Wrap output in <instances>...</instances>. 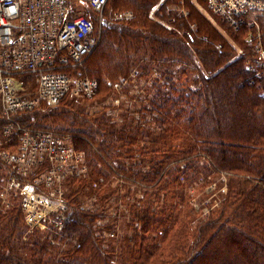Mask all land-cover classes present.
Masks as SVG:
<instances>
[{
  "label": "trees",
  "instance_id": "obj_1",
  "mask_svg": "<svg viewBox=\"0 0 264 264\" xmlns=\"http://www.w3.org/2000/svg\"><path fill=\"white\" fill-rule=\"evenodd\" d=\"M175 2L112 0L110 10L127 7L134 16L122 20L105 14L100 42L83 66L99 81V100L118 91L108 85V76L123 81L135 69L159 74L149 79L140 104L127 105L117 121H110L105 104L100 115L96 110L75 125L87 139L89 163L101 161L90 142L115 167H150L148 174L135 170L155 190L148 204L130 206L133 232L121 239L117 262L111 257L117 246L103 233H116L113 222L96 230L84 226L89 242L60 250L26 232L20 209L11 205L0 206V264H264V80L248 84L245 60L252 52L235 55L229 45L217 47L220 34L202 12L192 8L185 19L173 10ZM157 4L160 20H152L149 13ZM124 86L121 82L119 89ZM146 120L153 129L144 127ZM221 174L228 181L219 207L190 223L196 209L188 189L203 180V192ZM101 193L104 201L110 198L111 192ZM66 198L72 207L79 202L77 194ZM103 211L99 204L84 211V219L102 217Z\"/></svg>",
  "mask_w": 264,
  "mask_h": 264
},
{
  "label": "built area",
  "instance_id": "obj_2",
  "mask_svg": "<svg viewBox=\"0 0 264 264\" xmlns=\"http://www.w3.org/2000/svg\"><path fill=\"white\" fill-rule=\"evenodd\" d=\"M107 1L0 0V162L5 166L0 170V206L17 205L27 232H38L50 245H57L74 223L61 198L67 180L84 175L88 162L70 141L22 124L18 114L66 96L96 94L99 81L86 75L83 66L100 39ZM202 1L233 30L249 31L247 83L264 80V0ZM86 7L99 13L96 31ZM113 17L127 20L132 12L117 11ZM28 76L36 80L32 94L25 91Z\"/></svg>",
  "mask_w": 264,
  "mask_h": 264
},
{
  "label": "rangeland",
  "instance_id": "obj_3",
  "mask_svg": "<svg viewBox=\"0 0 264 264\" xmlns=\"http://www.w3.org/2000/svg\"><path fill=\"white\" fill-rule=\"evenodd\" d=\"M162 1L163 0H160V2ZM111 2L112 0L109 1L106 7H104L101 16L104 17V15L106 14L105 16L111 19H116L112 16V12L122 11L125 10V8H112V10H110ZM188 2L187 0H177V2L172 4L173 10L177 12L178 16H183L186 19L191 14V9L195 8L199 12H202L205 18L219 32V37L221 38L220 41L217 42L218 44H222L223 46H225L226 50L229 45L233 49L235 55H241L243 52H252L251 43L248 39V30H233L230 25H228L224 20L209 12L202 0H188ZM157 8L158 4L149 13V16L152 20H160L154 13L155 9ZM126 9L130 10L133 13V10L127 7ZM84 12L86 15L91 16L94 19L96 31L98 28L99 13H95L91 10H84ZM190 27L194 31L198 26L195 23H190ZM251 37L253 38V36ZM254 37L256 38L257 36L254 35ZM100 39L93 50L87 55L85 61H87V59H90L89 56L99 44ZM153 77H159L158 71L153 70L149 75H141L140 70L135 69L129 73V78L123 81L117 79L115 80L113 76H108L106 77V79L110 78L111 80V82H107L108 85H112L113 88L118 89V91L112 92V96L115 94L113 97L107 96L106 99L102 98L99 100L97 97L100 96L101 90H99L91 98L79 99L78 97L67 96L54 105H39V107L37 108L33 107L27 111H23L21 113L22 116L21 114L19 115V119L24 125H31L43 130L52 131L58 137L70 141V143H72L78 151H81V153L83 151V154L85 155L86 153L84 149L88 148V146L83 142L87 143V139L84 135H81L77 131H75L77 129L75 125L80 120H83V117H92V115L95 114L94 111L96 110H100L98 112L100 115L101 111H104L105 104L109 105V107H107L106 109L112 115H109L111 117L110 121H117L120 114L124 112V108L127 107V105H131V103L135 102L136 104H140L141 101L138 100L139 95L143 93L142 91L151 82V80L149 79H152ZM24 80L26 83L25 91L29 94L34 93L36 86V80L34 76L25 77ZM121 82L125 86L119 89L121 87ZM70 106L72 107L69 108ZM76 106L78 107V110L77 112H74ZM82 109L83 112H81ZM106 115H108V113H106ZM138 115L135 116L138 117ZM66 118L68 119V121L65 120ZM123 119L127 121L131 118H127V116H124ZM71 120L72 122L69 123ZM146 121L148 122V124H144V127L153 129V124L148 120ZM117 143L118 142L115 141L112 144L116 145ZM145 143L147 142H140V145ZM89 144L92 147L93 151L97 152L98 157L101 161L97 162L95 165L91 164L89 163V160L85 155V160H87L88 162L87 172L84 175L82 174V176H80L79 178H70L65 183V192H63L62 194L63 198L65 199H61L63 200L64 205L72 210L71 216L72 218H74V223L72 224L71 228L63 232V236H59V243L57 242V245L52 246H58L60 247V250L74 249L80 243L83 244L84 241L89 242V235H87L84 226H88L91 229L96 230L98 226L102 224L104 225L106 222H113V228L116 229V233L112 235L113 233L108 232L112 229L107 231L104 230L103 233H105L106 236L110 239L109 242L111 244H115L117 246V249L111 256L116 260L114 261L115 263L119 258L118 255L122 242L121 239L129 237L127 236V234H131L133 232L128 220V214L133 208H130V206L132 204L136 206L139 203L141 204L143 202L144 204H148V202L151 201V197L148 196H150L149 194L155 189L153 182L149 183V181L146 180L145 176H139L140 174L149 173L150 167L148 165H138V169H133V164H124L120 167L116 165L115 167V164L113 165V162L111 160H108L105 156H103L102 153H100L96 149L95 145L90 142ZM3 163L0 162V170L5 167ZM135 170H137V172L140 170V174H136ZM199 170L200 168L197 167L195 170V174H198ZM74 180L75 182H72ZM227 181L228 178L226 177V175L221 174L219 176H215L212 182L206 184V186L202 189V192L199 191V189L201 188V185H203L204 181L194 180L192 184L193 186H190V188L188 189V192L190 193V202L196 209V213H193V220H190V223H195L199 221V218L206 216L209 213L208 210H216L219 207V203L227 190ZM99 192H111L110 198H107V201H104V196H102L103 193H101L99 196V194H97ZM142 192L145 195L144 197L141 195ZM67 194L71 195V197L74 194H77L79 202L72 203V207L67 200L68 198H66ZM159 194V196L163 197V192H159ZM137 198H141L140 201L136 200ZM78 203L79 205L77 210L75 205H77ZM99 204L101 208H106V212L103 211L105 212V214L102 217H100L101 214L97 216L90 215L91 218L84 219V211H93L98 208ZM127 227H130V229H127ZM33 233L38 234V236L40 235L36 231L31 232V234Z\"/></svg>",
  "mask_w": 264,
  "mask_h": 264
}]
</instances>
